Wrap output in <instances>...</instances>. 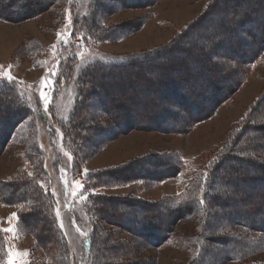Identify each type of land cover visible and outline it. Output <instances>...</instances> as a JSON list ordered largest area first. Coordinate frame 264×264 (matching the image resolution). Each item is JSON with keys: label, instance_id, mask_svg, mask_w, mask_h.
<instances>
[{"label": "rangeland", "instance_id": "374dc122", "mask_svg": "<svg viewBox=\"0 0 264 264\" xmlns=\"http://www.w3.org/2000/svg\"><path fill=\"white\" fill-rule=\"evenodd\" d=\"M7 1L0 0V6L5 7ZM22 1L15 14L0 12V116L3 120L9 117L8 122L6 118L0 124V184L31 177L37 167L45 170L44 186L54 202V213L65 240V257L59 263L52 261L40 245L39 238H45L39 232L40 225L34 231L25 226L36 216L26 215L24 222L20 221L19 213L27 207L17 204L12 197L6 199L0 190V230L4 234L0 264H88L89 239L95 229L104 235L111 233L106 238L113 243H124L120 253L116 252L114 264H192L198 256L203 264H264V237L249 227L259 226L264 218L253 221L250 217H236L245 213L243 201L253 202L256 194L263 195L261 180L257 181L259 184L251 181L262 172L244 174L245 166L232 161L241 157L264 165V135L253 132L254 125L264 126V46L258 45V40L263 39L251 31L256 22L250 23L252 27L242 24L254 17L264 31V11L258 6L264 0H133L127 1V6L121 0H51L48 6L40 3L42 9L38 11L25 8L30 0ZM100 5L104 8L98 9ZM221 5L228 8L225 16H217ZM93 12H97L93 22L86 21ZM223 20L231 30V37L225 41L236 47L238 54L234 58L227 54L220 68L215 69L210 82L215 81L218 92L215 95L212 89L206 96L204 83H210L202 72L214 69L211 64L216 58L211 54L213 60L206 68L195 43L209 24L213 26L212 39L217 43L219 23ZM201 39L199 44L205 45L207 41ZM178 40L184 65L191 71L187 77L174 79L178 86H183L172 97L175 104H169L177 116L170 118L168 127H154L153 121H149L144 128L131 129L105 144L90 160L78 163L74 148L77 141L68 140L65 134L79 86L84 83V72L97 62L113 64L135 56L150 58V54L160 53ZM252 42L256 43L244 46ZM251 48L257 53H250ZM147 65L149 69L154 66L150 62ZM220 76L231 78L233 85L220 86L224 83ZM191 79H196L202 88L195 90L199 89L203 98L209 97L211 104H205L197 118L187 120L186 111L197 113L189 106L191 100L199 104L203 100L187 93ZM156 82L150 79L144 83L155 88ZM133 91L130 97L139 99L141 92ZM17 97L26 105L23 121L14 120ZM186 97L187 109L183 106ZM115 98V102L126 99ZM5 100L11 103L10 110ZM166 106L161 101L155 110L159 113L164 109L166 113ZM91 113L99 115L95 109L88 114ZM109 121L108 125L112 123ZM2 123L6 124L2 127ZM36 148L38 154L34 152ZM155 155L177 165L173 178L160 183L112 184L99 189L89 183V174L94 171ZM242 176L250 182L235 179ZM248 194H253L250 199ZM95 195L154 204L158 208L156 213L143 215L172 222L174 226L166 234L163 224L156 225L161 230L157 244L143 235L144 226H109L85 207ZM200 200L204 201L201 206ZM242 223L249 224L248 229L240 227ZM207 237L212 245L205 242ZM225 244L228 245L224 250ZM53 253L59 258L58 249ZM89 264L98 263L91 258Z\"/></svg>", "mask_w": 264, "mask_h": 264}, {"label": "trees", "instance_id": "16d2710c", "mask_svg": "<svg viewBox=\"0 0 264 264\" xmlns=\"http://www.w3.org/2000/svg\"><path fill=\"white\" fill-rule=\"evenodd\" d=\"M21 1L22 0H8L4 3L5 7L0 6V12H2V14L6 13L7 15L10 13H14L17 4ZM30 1L31 2L26 1L25 5V8L29 11L30 9H35L34 11L42 9L40 3L44 2V4L48 6L52 2L51 0ZM121 1H124L125 5L127 6V1L132 2L133 0ZM258 6H260L261 8V12L264 11V2L262 4L260 3ZM101 8L103 9L104 6L100 5L98 7V9ZM105 10L108 9L105 8ZM219 10L220 12L219 14H217V16L227 15L226 11L228 10V8H225V5L220 7ZM96 13L97 12H93L91 18L87 19L86 21L93 22ZM225 20H223L221 25L219 23L221 30L217 34V36L220 38L217 43H214L212 39L214 37V32L212 31L213 26L212 28L210 27L211 24H209L208 28L204 30L205 32L201 34V36H199L202 38L201 40L207 41L206 44H199V37L197 38L198 40L195 43V45H198V47L200 48L198 51V53L201 55L200 60L206 61V68H210L209 63L211 62V60H213L211 58V54H213V56L216 58V62L214 63V65L212 66L211 64V67H214V69H207L205 71L206 73L202 72L205 79H209L210 83L209 85H207V82L206 84L204 83V88H207V92L205 94L206 96L212 91V89L213 93L217 95L218 91L217 89H215V81L210 82V79L214 78L213 75L215 74V69L220 68V65L224 62V60H226V57L229 56L227 54H231L230 57L232 58H234V56L238 54V52L236 51V47L232 48L230 43L228 44V42L225 41V39L231 37L229 36V32H231V30L226 24H224ZM251 22H256V25L252 27V25L250 24ZM248 23L252 27L251 31H253L254 34L258 37L263 39L258 40V45H260L259 47L264 46V31L260 30V28L262 27H258L261 23L254 17H248L245 22H242V24L246 25ZM240 24L241 22L238 23V25ZM88 25L85 27L86 29H88ZM89 26H92V24H90ZM121 29H123L124 31L132 32L131 30H126L124 27ZM232 36L236 37L235 35ZM109 37H112V34H110ZM180 41L181 40H178L177 42H175V44L173 43L169 47L167 46L166 48L162 49L160 53L150 54V58H146V56H135L131 59L126 60L125 62L113 64L97 62L96 64L91 65L84 72V74H86L84 77V83L82 84V86L81 84L79 86L80 90L76 98V107L73 110L65 134L68 140L69 138H73V140L77 141V143L75 144L76 147L74 148L77 154L76 157L78 163H85L86 161L97 155L103 149V147H105V144L107 145L108 142L113 141L118 136L124 133L130 132L131 129L137 130L140 128H144L148 125L147 122L149 121H153L152 125L154 127H162V125L168 127L170 120H172L170 118L177 116L174 112V109L171 108L169 104H175L172 101L174 100V98L172 97H174L176 92L179 93V91H181L180 89L183 88V86H178L177 82L174 79L187 77V73L191 71L189 67H186V65H184L185 57L183 49H180V46L178 44L181 43ZM258 41L256 40V42ZM256 42H252L250 44L245 43L244 46H251ZM254 51L255 50L251 48L250 53H253ZM72 60L75 61V59ZM200 60L198 59V62ZM149 62L151 64H154V66L150 67V69L147 65L149 64ZM233 62L235 63V61ZM142 64L143 67H141L140 69L139 66ZM134 71H138V73ZM197 73L200 77L201 75L199 74V72ZM220 77V81H224V83H222V85L220 86L227 88L229 87V85H233L231 78H227L225 76ZM150 79L151 81L153 79L157 80L155 88H150L147 87L148 85H145V80L149 82ZM189 82L191 83V85L190 87L186 86L188 87L187 93L192 94L194 98L201 97L202 100L203 97L201 96L199 89L195 90L196 88L202 87L198 85L196 79H191L189 80ZM132 86L134 87V89H132ZM132 90L138 93L141 92V96L139 99L130 97V92ZM127 92L129 95L127 94ZM121 96H124L126 99L122 100L121 102H115V97L120 98ZM181 98L183 99V94H181ZM15 99V109L17 113L15 114V117L13 114L14 120L16 121L17 119H20L21 121H23L25 119L23 117L27 115L25 110L26 105H24L18 97ZM186 99L187 97L183 101V106L187 109L188 102H186ZM161 101L167 105V108L169 107L166 113L165 111H163L164 109H162L159 113L155 110ZM110 102H112V105ZM4 104L8 106L7 110H10L11 103L5 100ZM205 104H207L206 107L211 104V100L209 97L203 98L201 104H199V102L197 103L196 100H191L189 106H191L190 108H192L193 111L194 108L197 109V113H192L190 109L186 111L187 114L185 115V117L187 118V120H191V118H197L198 116L196 115L198 114V111L200 113L202 111V108H206L204 106ZM92 109H95V112L99 115L94 116L93 113L88 114ZM170 109H172V111ZM20 113L21 115L18 116ZM1 117L2 116H0V118ZM207 117H209V115ZM6 118H4V120L6 119L8 122L9 117ZM109 119L110 121H112V123L109 121ZM2 120L3 118L0 119V124ZM103 121L106 125L101 123ZM107 121L110 122H108L109 125L107 124ZM4 124L2 123L1 126L3 127ZM119 127L121 128V130L119 129V131H117ZM263 127L264 126L257 127L256 125H254L253 132H259L260 135H264ZM72 141L70 142L72 143ZM78 147H80V149L82 150L78 149ZM34 152L38 154L39 150L36 148ZM232 159L235 164H243V166H245L243 170L244 174L252 173L255 170L262 172L259 177H257L256 179H252L251 181L259 184V182L257 181L261 180V183L264 185L263 164L250 162L241 157H234ZM37 169L38 167L34 170L32 176H27L26 179L18 178V180H13L10 183H1L0 190L2 191V194L4 197H6V199L12 197V199L17 200V204L21 203L22 207H27L24 212L19 213L20 221L24 222V219L27 217L26 215H29L28 218H32V215L36 216H34L35 220L31 219L28 224L25 223V226L28 228V231H31L32 229V231H34L36 230L37 226L40 225L41 229L39 232H42L45 236V238L42 239L43 242L41 238H39L41 241L40 245L44 247L43 249H45V252L48 256L51 257L52 261L59 263L60 260L62 258L64 259L65 257V240L59 227L58 217L56 213H54V202L52 200V196L46 186H44L43 178L45 170L40 171ZM177 169V165L175 167L172 162H167L165 160V157L161 155H155L149 157L148 159H140L129 162L128 164L122 165L120 167L94 171L89 174V183L97 189L106 186L109 187L112 184L124 185L133 182L145 181H149L151 183H160L167 179L173 178ZM240 170L242 172V169ZM235 179L244 181L245 183L250 182L247 181V176L245 178L244 176H242ZM235 179H233V181H235ZM236 182H234L233 186L237 188L238 186L235 185L237 184ZM226 187L230 189L231 186L228 185ZM252 195L253 194H248L246 196L247 199H250ZM254 199L255 200L253 202L247 203L246 201H243V203H241V205L244 207L243 210L249 215L245 213L236 214L237 218L240 219L242 216L250 217L253 221L255 220L254 218L257 217L264 218V193L263 195L256 194V197ZM199 204L200 206L203 205L204 201L200 200ZM85 207H87V211L90 214L94 215L97 220H100L101 222L109 226L118 228L120 226L124 229L128 227H131L133 229V227L135 226H144L145 228L143 227V235L149 237V239L153 241L155 240V244H157V241L159 239L158 235L161 236V230L156 228L157 224L164 225L163 230L166 231V234H168L174 226L172 222L165 223L163 219L146 218V215H143L144 213H156V210L158 208L154 204L149 205L147 204V202H142L138 199L129 200L124 198H112L103 195H95L93 197H90L89 203ZM191 209L192 207H190L188 211H191ZM261 211L263 212V214L261 213ZM156 215L158 216V214ZM217 215L218 214L215 213L216 220L219 217H217ZM208 218H210V215H208ZM33 221L34 223H31ZM239 226L248 229L249 224L247 225V223H242V225ZM249 227L251 228L250 230L261 232L262 236L264 237V219L259 226L251 225ZM100 232L101 231L95 229L94 233L90 235L88 264L91 258H93L98 264H114L117 255L116 252H119L122 248H124V243H113L111 239L106 238L109 237L111 233L104 235ZM135 235H137V233H135ZM208 237L205 239V242L209 245H212L213 243L211 242L210 238L208 239ZM3 239L4 234L2 233V230H0V242ZM227 245L228 244H225L224 250L226 249ZM54 249H58L59 258L55 257V254L53 253L55 251ZM51 250L54 251L51 253ZM98 257L99 260L97 259ZM192 264H203V259L198 256L193 260Z\"/></svg>", "mask_w": 264, "mask_h": 264}]
</instances>
